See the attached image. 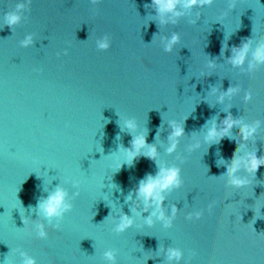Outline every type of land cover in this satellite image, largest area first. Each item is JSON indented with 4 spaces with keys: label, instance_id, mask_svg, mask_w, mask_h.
Listing matches in <instances>:
<instances>
[{
    "label": "water",
    "instance_id": "obj_1",
    "mask_svg": "<svg viewBox=\"0 0 264 264\" xmlns=\"http://www.w3.org/2000/svg\"><path fill=\"white\" fill-rule=\"evenodd\" d=\"M261 47L264 0H0V264H264Z\"/></svg>",
    "mask_w": 264,
    "mask_h": 264
},
{
    "label": "clouds",
    "instance_id": "obj_2",
    "mask_svg": "<svg viewBox=\"0 0 264 264\" xmlns=\"http://www.w3.org/2000/svg\"><path fill=\"white\" fill-rule=\"evenodd\" d=\"M179 0H155V3L159 5L161 11H167L171 12L174 11L176 8L177 3ZM211 3V0H186V6H193L197 3ZM20 7H23L21 5ZM19 17L15 14H11L8 16V23L9 24H15L18 22ZM178 38L173 37V42H175ZM102 47H106L107 45H101ZM171 47V45H169ZM247 51V45H245V48L243 51H241L235 58L234 63L241 64L243 63L245 59V54ZM255 58L261 61H264V47H261L257 50ZM236 123L235 121H232L231 119H228L225 121L226 128L224 129V132L226 133L229 129L233 127V124ZM130 127L132 125H129ZM183 128L182 127H176L173 132V139L176 137H179L183 134ZM242 135L244 139L246 140L252 132L255 131V129H249L247 126H245L242 130ZM210 137H216L217 135H223V133H218L215 128L210 130L209 133ZM135 146L137 148V151H139L140 148L144 147L146 145V139L141 136L135 139L134 141ZM176 147L175 143H173L172 148L169 149V151L174 150ZM148 155L151 158H155L156 155V149L153 147L151 151L148 153ZM134 158V156H133ZM241 160L235 159L233 162L232 167L228 169V174L231 176L233 173L236 172V170L240 167ZM246 164L248 166V170L251 172H255L258 170V168L262 165H264V159L257 158L254 154H250L248 157ZM179 170L178 169H164L161 171V173L156 177H148L146 182H142L139 187V194L145 199V201H154L158 205L163 201L164 197L162 195L163 191L168 189L169 187L173 185L179 184ZM236 185H242L246 183V181L236 179L234 178L232 181ZM65 198V193L62 190L56 191L53 195L49 197L47 202L42 205L43 209L49 216L53 215H59L63 206V201ZM132 224V220H130L127 216L124 217L123 223L121 224V229L130 226ZM111 255V254H109ZM172 257H179L180 253L178 251H172L171 252ZM27 264H34V261L28 260Z\"/></svg>",
    "mask_w": 264,
    "mask_h": 264
}]
</instances>
